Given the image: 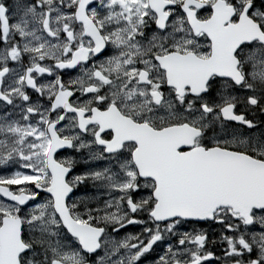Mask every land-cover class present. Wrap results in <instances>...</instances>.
<instances>
[{"label": "snow or ice", "instance_id": "snow-or-ice-1", "mask_svg": "<svg viewBox=\"0 0 264 264\" xmlns=\"http://www.w3.org/2000/svg\"><path fill=\"white\" fill-rule=\"evenodd\" d=\"M256 109L264 0H0V264H264Z\"/></svg>", "mask_w": 264, "mask_h": 264}, {"label": "flooded vegetation", "instance_id": "flooded-vegetation-1", "mask_svg": "<svg viewBox=\"0 0 264 264\" xmlns=\"http://www.w3.org/2000/svg\"><path fill=\"white\" fill-rule=\"evenodd\" d=\"M71 75L74 76V75H76V73L71 72ZM65 79H67V76L65 77ZM253 115H254L255 119L264 121V114H261L258 109L254 110L253 113H249L250 118H252ZM76 169L78 172L82 171V170H84V165L82 163H78L76 165ZM196 227L198 229H200L202 231H206L208 233V239H209L208 247H209V249L212 250L216 256H221L224 245L219 239V231H220L219 226L215 225V224L200 223ZM125 231L134 233V232H139L140 229L138 226H129ZM125 231H121L120 236H123L125 234ZM212 241H215V243H212ZM155 256H156V253H152L150 256H146L144 258V260L147 257L155 259ZM212 264H218V262L216 260H213Z\"/></svg>", "mask_w": 264, "mask_h": 264}, {"label": "rangeland", "instance_id": "rangeland-1", "mask_svg": "<svg viewBox=\"0 0 264 264\" xmlns=\"http://www.w3.org/2000/svg\"><path fill=\"white\" fill-rule=\"evenodd\" d=\"M154 258H150V257H147L144 261H143V264H150L151 263V260H153Z\"/></svg>", "mask_w": 264, "mask_h": 264}]
</instances>
